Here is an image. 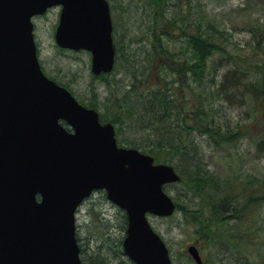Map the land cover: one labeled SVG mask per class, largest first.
I'll return each mask as SVG.
<instances>
[{"label":"trees","instance_id":"1","mask_svg":"<svg viewBox=\"0 0 264 264\" xmlns=\"http://www.w3.org/2000/svg\"><path fill=\"white\" fill-rule=\"evenodd\" d=\"M139 1L145 32L134 39L125 25L117 35L114 25V69L90 77L88 97L81 103L115 126L119 145L140 149L156 163L183 171L171 186H189L191 197L183 195L184 207L176 201V211L191 218L203 264H264V0H245L248 15L259 12L263 19L249 28L248 53L231 52L226 45L221 24L229 14L209 15L198 0H184V6L180 0ZM122 12L128 18V11ZM217 51L218 63L228 58L230 67L205 84L206 75L218 70L212 59ZM95 81L103 82L104 95ZM226 103L245 107L251 115L241 126L233 123L217 115ZM241 131L252 140L263 167L252 173L229 171L223 179L203 172L196 137L228 145L243 136ZM91 198L85 201L86 228L80 237L76 234L83 264H133L121 249L125 214L117 210L114 217H106Z\"/></svg>","mask_w":264,"mask_h":264},{"label":"water","instance_id":"2","mask_svg":"<svg viewBox=\"0 0 264 264\" xmlns=\"http://www.w3.org/2000/svg\"><path fill=\"white\" fill-rule=\"evenodd\" d=\"M54 6L60 48L89 51L95 76L114 64L106 0H0V264H83L74 215L94 190L125 211L130 261L172 264L146 214L174 212L162 187L180 178L171 165L119 147L110 123L44 76L31 19ZM187 253L203 264L194 245Z\"/></svg>","mask_w":264,"mask_h":264},{"label":"rangeland","instance_id":"3","mask_svg":"<svg viewBox=\"0 0 264 264\" xmlns=\"http://www.w3.org/2000/svg\"><path fill=\"white\" fill-rule=\"evenodd\" d=\"M176 1L172 0V3ZM198 2L200 3H198L199 7L209 15H231L230 18L224 17L221 24V28L225 31L223 36L229 40V42H226V45L229 50L231 49V52L244 51V53H248L249 49H247V46L252 42L249 28L250 26L263 23L261 14L254 12L248 15L250 9L247 8L245 0H198ZM141 3L139 0H113L110 2L113 22L117 26V30H115L117 35L121 34L122 25H125L129 29H127L126 34L134 36V39H138L145 32L147 21L144 18L143 22H141ZM185 4L184 0H180V5L184 6ZM123 9L128 11V18L124 16L126 12H122ZM260 12L262 11L260 10ZM58 14L59 8L54 7L49 9L44 15L33 18L38 57L45 73L49 77L67 85L71 93L82 102L88 97L86 86L89 85L91 77L89 71L90 55L85 51H64L55 45L53 35ZM218 55L220 53L217 51L212 57L215 63H218ZM228 67H230V60L228 58L218 63L216 67L218 70L206 75L204 79L205 84H208L211 79L218 80L223 71ZM120 77V75L117 76V78ZM125 82L124 84L128 83V81ZM100 83L95 81L93 85L98 88V92L100 91L104 95L105 89ZM214 89V87L211 88L212 91ZM216 111L217 115L224 116V118L231 120L233 123L239 121L240 126L241 121H246V118L251 115L250 111L246 114L248 110L245 107L228 105L227 103L220 106V109ZM222 121L225 120L222 119ZM246 125L247 122H245L243 127ZM252 130H255V127ZM240 133L243 136L237 138L235 142L228 143V145L217 142L218 140L211 141L205 136L196 137V147L199 152L198 156L200 157L201 155V161L203 162L201 163V168L204 167L203 172L208 171L209 175L223 179L229 171L238 170L241 173H252L263 167V160L255 156L252 140L246 137L243 131ZM237 154H241L239 162H237ZM236 162L237 165H235ZM239 166H241V170ZM177 172L181 175L183 174V171L178 170ZM185 187L186 185H183L182 189L173 188L172 186L166 188V192L173 197L174 201H177L183 207L186 202V198L183 195L191 197L189 186ZM90 201L100 205L101 209L106 212V217H114L117 213L118 209L112 206L101 192L92 195ZM88 209V205L84 202L76 214L77 234L79 237L83 235L81 234V230L86 228L88 222ZM190 219L188 213L184 214L179 211H175L171 218L166 219L153 216L148 217L151 227L161 236L169 249L173 264H190L186 253L187 247L189 245H196L199 249V245H201L199 244V236L195 234L191 224H189Z\"/></svg>","mask_w":264,"mask_h":264}]
</instances>
